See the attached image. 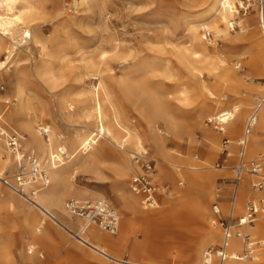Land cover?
Here are the masks:
<instances>
[{
	"label": "rangeland",
	"instance_id": "1",
	"mask_svg": "<svg viewBox=\"0 0 264 264\" xmlns=\"http://www.w3.org/2000/svg\"><path fill=\"white\" fill-rule=\"evenodd\" d=\"M233 1L237 2V0ZM32 4L35 15L28 24L33 37L29 42L14 49V59L0 71V112L7 107L4 100L9 99L10 104L4 114V120L10 126L20 132H26L21 127L20 121L13 117L15 112L20 113L21 117L33 119L35 130L39 129L40 125L50 126V136L56 142L55 149L58 144L60 146L67 144L69 148L68 140L74 138L76 133L88 134L97 131V120L90 113V107L81 102L80 96V93L86 91L90 85V76L78 77V75L85 72L82 60L84 55H91L92 52L96 53L100 49L109 51L115 43L113 38H116L126 51L136 53L143 59L139 63L143 68L140 67L139 74L126 75L125 69L134 58L128 61L110 59L108 67L112 70L113 77L111 79L105 77L104 82L111 93V101L120 111L121 123L129 128L135 125L139 129L144 142L143 148L148 149L151 156L156 159L157 176L161 168L174 173V179L162 178L158 184L169 186L175 194L178 190H184L188 185L187 178L181 177L169 161L173 162L174 157L189 158L197 167L202 168L199 171L210 172L215 178L214 199L209 204L210 212L218 195L222 197V194H225L224 190H227L226 196L229 199L234 176L232 167L237 158L233 154L222 168H216V164H222L224 159L221 153L222 135H219L206 121L220 111L215 109L201 111L200 102L202 98H210L209 91L214 93L215 100L222 98L221 100L229 103L234 102L240 93L248 96L251 107L253 105L254 108L256 103L254 96L264 91V68L261 70L251 63L252 42L263 39L262 30L258 25L254 28L256 30L254 38L235 30L230 36L232 42L218 37L213 42L216 43V47H210L212 53L226 59L240 75L239 81L234 84L235 90L230 85H224L222 79L208 70H204L203 75L200 76L194 74L184 63H182V71L173 68L172 63H169L167 69L171 71L165 73L166 63L177 62L174 45L188 43L187 20L205 11L201 9L202 6L195 8L198 4L197 0H89L88 4L77 5L74 0H32ZM106 12H109L106 14L110 16L109 19L100 15ZM68 14L75 18L73 23L69 22ZM256 15L252 23L259 20L258 14ZM236 18L244 17L234 13V21ZM104 20L108 22V29L103 24ZM198 32L203 36L205 34L202 28ZM1 39L4 46L12 48L10 41L0 37ZM204 40L208 42L206 38ZM42 45H45V50H42ZM0 55L1 60L7 56L4 52ZM237 61L241 65L236 68L234 63ZM244 76L248 79H243ZM180 77H183V84H178ZM249 78H253L254 82ZM202 80L206 88L201 87ZM127 81L133 85L142 81L147 89H145L146 93L143 94L134 87V90L129 92L131 99L127 100L125 93ZM19 86L27 92L21 111L18 109L17 99ZM150 97H155L165 105L166 112L184 122L178 128L180 133L177 139L173 133L165 137L164 148L169 157L167 160H162L163 162L160 161L153 142L145 133L147 124L141 120V110L135 109L130 103L134 100L140 105H148ZM68 103H72L74 107L72 111L69 110ZM155 123L156 126L152 128L155 132L158 128L164 130L167 126L162 113L157 115ZM244 125L245 122L242 123L237 135L232 136L227 132L232 139V153L237 151V141L243 133ZM206 130L218 136L212 154H209L205 147V144L210 142ZM59 133L63 135V139L58 137ZM98 142L99 145L91 150V154L80 158L77 156L63 166L65 181L56 188L57 197L63 204L70 198L94 201L106 199L121 216L120 225L115 234L105 232L99 227L98 229L114 239L123 236L118 249L126 258L133 255L137 257L160 255L161 259L169 263L188 264L184 255L192 244L194 230L191 228V222L186 227L177 219L169 226L158 221L147 224L145 217L167 212L169 207L162 196L160 207L151 209L143 207L139 196L138 203L141 210L140 213L133 214L124 208L123 201L119 199V195H123L128 201L131 200L130 154L141 148L138 149L129 141L121 148L117 142H109L104 137H100ZM23 145L28 149L25 142ZM178 153L182 156H178ZM36 154L43 157L47 155L39 151H36ZM119 155L123 157L128 169L127 175L121 181H118L115 173ZM13 170L11 158L5 172ZM50 180L51 184L46 187L47 189L45 188L46 190L54 184L52 178ZM180 182H183V185H180ZM250 200H252L250 197L241 200L237 214L243 212L244 206ZM50 212L54 215L58 213L54 209H50ZM219 217L216 215L217 222ZM43 220L46 221L44 225L50 227L55 234L45 242H42V238L47 228L43 227ZM127 221L129 228L123 235L121 227L123 222ZM249 231L255 238L264 237V234L258 235L256 229ZM0 236L5 253L9 254L13 264H30L29 261H35V264H86V261L91 264H114L99 254H95L97 258H87L86 252L90 250L77 246L74 238L55 225L38 208L21 199L1 183ZM219 238L220 231H216V239L207 243L205 248L218 244ZM32 244L36 245L35 254L28 253V247ZM38 253H44V258ZM9 261V259L4 261V264H11Z\"/></svg>",
	"mask_w": 264,
	"mask_h": 264
},
{
	"label": "bare ground",
	"instance_id": "2",
	"mask_svg": "<svg viewBox=\"0 0 264 264\" xmlns=\"http://www.w3.org/2000/svg\"><path fill=\"white\" fill-rule=\"evenodd\" d=\"M75 5L77 4H88L89 0H74ZM198 4L195 8L205 9L202 14L195 16L187 20L186 29L189 32L188 43L187 44H175L174 45V55L177 58L176 61H171L166 63L164 69H167V65L172 63V67L178 71H182V63H184L188 68H191V71L194 74L203 75L204 70H208L210 73L215 74L218 78L222 79L224 85H230L231 88L236 90L234 84L239 81L240 75L236 70L231 67L226 59L222 58L219 54L212 53L210 47L215 48L216 43L214 42L215 38L222 37L228 42H232L230 38L232 34L231 26L234 23V1L233 0H197ZM109 12L100 13L102 16H106L109 19L110 16H107ZM257 13H251L244 17L243 19L237 20L240 24V28L236 29V32H242L244 35L254 38L256 35V30L254 29L256 25L259 26V20L252 23V19L256 17ZM35 15V8L33 7L32 0H0V37L7 39L12 44V48L4 46L2 39L0 40V54L2 52L6 53V58L1 60L0 55V71L5 68L9 63L14 59V49L20 46L23 43H27L32 39V30L29 27V22L32 20ZM69 22H74L75 18L72 15H69ZM103 24L106 29H108L107 20L103 21ZM202 28L203 31H210L213 33V38H208V42L204 40L205 36L201 35L198 30ZM115 43L112 45L111 49L108 51L106 49H100L96 53L91 55H84L82 60L84 61V70L81 76H90L91 83L88 86L86 91H82L80 96L82 97L81 102L84 105L90 107V113L97 120V133H101L109 142H117L121 148L129 141L133 143L138 149L144 147V142L140 135L139 129L134 125L132 127H127L121 123L120 120V111L111 101V93L106 87L104 82L105 77H113L111 74V69L108 67V62L110 59H123L124 61L134 58L133 62L127 66L125 69L126 75L139 74L140 69L139 63L143 61L141 57H138L136 53L126 51V49L117 42L116 38H113ZM211 44V45H210ZM252 59L251 63L254 66L259 67L261 70L264 68V39L258 42H252ZM45 45H42V50H45ZM240 63H234V67H240ZM143 68V67H141ZM170 72L171 70H165V73ZM48 73L50 70L47 71ZM243 79H248L246 76L242 77ZM251 82H254L253 78H249ZM142 80V79H141ZM134 81V80H133ZM125 93L127 100L131 99L129 92L134 90L133 88H138V90L145 94L146 87L144 83H138L133 85L130 81H127ZM178 84H183V77H180ZM201 87L206 88L207 86L202 80ZM147 90V89H146ZM27 92L24 91L22 86H19L18 93V109L21 111L24 107L25 97ZM209 97L202 98L201 111H210L212 109L218 110L220 112L229 113L231 116L230 120L226 125V132L230 135H237L242 127V123L245 122L247 118L251 115L253 111V105L251 107V102L246 94H238L234 102H227L221 100H215L216 96L213 92L209 91ZM151 96V95H150ZM176 98V97H175ZM174 99V97H173ZM179 100V98H176ZM131 105L135 109L141 110L142 119L147 124L146 135L153 142L154 148L159 156L161 162L162 160H167L169 155L167 154L164 148L165 137L170 136L172 133L177 139L179 136L178 133L179 126L181 123H184L182 119L175 118L172 114L166 112L165 105H162L155 97H150L148 105H140L137 101L131 100ZM182 103V102H181ZM184 104V102H183ZM69 110H73L74 107L72 103L67 104ZM178 107V106H177ZM3 112V111H2ZM0 112V113H2ZM219 112V113H220ZM94 113V114H93ZM163 114L164 120L167 123V126L164 130L158 128L157 132L154 131V126H156L155 120L158 114ZM218 113V114H219ZM6 114V112H5ZM13 117L20 121L21 127L25 129V143L27 148L34 152L47 153L48 157L56 147L55 140L52 137H49V140L42 138L39 134V129L35 130L33 127L34 120L27 119V117H21L20 113L15 112ZM91 131L86 134L84 132L76 133V136L71 140H68L69 148L67 144L61 145L66 148L67 151L74 155L73 158L79 156L80 158L83 155H89L92 153L91 150H94L96 145H99V138L94 139V145L91 146V149L88 151L85 148L84 141L94 133ZM123 132V134H121ZM205 133L209 136L210 142L208 141L205 144L209 154H212L215 151V141L218 136L211 131L206 130ZM121 135V136H120ZM62 134H58V137H61ZM57 137V138H58ZM247 145L245 148V159L248 162L253 157H256L257 154L264 152V108L259 110L256 114V125L254 131L246 137ZM239 140V139H238ZM60 144L57 145L59 148ZM56 148V149H57ZM237 151L232 153L236 155ZM182 156V154H177ZM118 156V155H117ZM41 160L45 161L46 157L42 155L39 156ZM169 163L177 171V173L183 177L187 178L188 185L184 190H178L176 194L170 192L168 195L162 196L166 200L167 206L169 207L166 213H161L157 215L145 217V222L151 224L152 222H161L167 226L171 225L173 221L180 220L181 224L186 227V225L191 222V228H193L192 234V244L188 247V251L184 255V259L188 264H204V253L206 244L212 242L216 239V231H220L221 240L222 231L219 228L216 215L209 210V204L212 199H214V183L215 178L210 172L199 171L200 167H197L192 159H182L180 157H174ZM118 163L115 166V173L117 175L118 181H121L123 177L127 175L128 169L126 162L123 160V157L119 155L117 158ZM11 162V156L7 150L6 145H3L0 142V177L5 174V169ZM68 163V162H67ZM67 163H64L59 166H49V180L52 178L54 181L53 186L46 190L50 184L44 189L39 196L36 198L39 205L46 210L50 209L57 210L56 216L59 222L55 223L60 229H63L65 233L69 234L72 238L75 239L77 246L87 248L92 251H85L87 258L93 257L97 258L95 254H99L104 257L106 260L111 261L114 264H175L173 262H167L165 259H161L160 255L150 256V257H137L133 255L129 258H126L123 255V252L119 251L118 247L123 241V236L118 238H113L112 236L101 232L98 229V226H88L84 228L83 222L81 220H73L64 208V204L57 197L56 188L60 186L65 180L62 173L63 166ZM223 173V172H222ZM221 173V174H222ZM174 173L171 171H166L164 168H161L160 174L157 176L155 174V181L159 188H162L158 181L160 179H174ZM255 177L249 174H244L241 179L240 186L237 190V198L235 203V211L238 212L240 207V202L246 197L252 198L254 201H258L260 197H264L263 191H255L250 186L251 181ZM131 200H127L125 196L119 195V199L123 201L124 208L127 209L131 214L140 213V206L138 203V197L134 193H131ZM82 195L81 193L79 194ZM83 199V198H80ZM217 201V199H215ZM160 207V205H159ZM223 210H226V202L221 203ZM46 223V221H45ZM46 231L43 234L42 242L50 237H53L55 234L53 230L44 225ZM129 228V221L123 222L121 227V233L124 235ZM249 230L256 229L258 235L264 234V215H259L255 224L248 228ZM251 233V232H250ZM252 235V234H251ZM253 236V235H252ZM1 237V236H0ZM254 237V236H253ZM255 238V237H254ZM256 240H264V237L255 238ZM3 243L0 241V264H4V261L11 262L12 259L9 257V254L5 253ZM36 248V245L32 244L28 249ZM230 248H233L232 252L237 253L240 250V241L233 237L230 240ZM159 254V253H157ZM202 255V257H201ZM30 264H35V261H29ZM86 264H91L89 261L85 262ZM264 264V257H260L256 260H233L230 259L228 264ZM45 264V263H44Z\"/></svg>",
	"mask_w": 264,
	"mask_h": 264
},
{
	"label": "built area",
	"instance_id": "3",
	"mask_svg": "<svg viewBox=\"0 0 264 264\" xmlns=\"http://www.w3.org/2000/svg\"><path fill=\"white\" fill-rule=\"evenodd\" d=\"M253 10V11H252ZM257 13L259 18V27L262 30L264 39V0H237L234 6V13L237 16L246 17L251 13ZM243 19V18H242ZM238 18L235 19L231 30L235 31L240 28ZM205 38H213L210 31H204ZM255 106L251 115L247 118L243 128V133L237 141V158L232 167L233 178L231 181V196L228 199V212L224 214L220 208L222 201L221 195H218L217 201L212 204V211L219 215L218 225L222 231L220 243L207 247L204 253V264H228L230 259L233 260H256L264 257V240H256L250 233L249 229L257 221L259 215H264V197H260L258 201L250 200L246 203L241 214L235 211V203L237 198V190L244 174L255 177L251 182V187L255 191L264 190V153L257 154L248 162L245 159V148L248 137L255 129L256 114L264 108V91L256 93L254 96ZM7 105L5 110L0 113V142L6 145L7 150L12 158L14 170L5 172L0 177V183L9 188L13 193L21 199L38 208L41 213L50 218L53 222H59L50 211L41 207L37 201V197L49 184V169L51 166H59L73 159L74 155L66 150L63 146L55 149L45 161L41 160L36 152L26 149L24 144L25 135L15 127L10 126L4 120V114L10 104L9 99L4 100ZM231 115L226 112H220L207 119L213 129L222 135L221 153L224 155L223 163H217L216 168H222L225 162H229L232 146V139L226 132V125ZM51 128L47 125H40L39 134L49 140ZM95 131L85 141L86 151L93 146L94 139L102 137L101 133ZM63 139V135L59 137ZM130 165L132 169L129 188L131 193L141 197V203L145 209L156 208L161 204V196L168 195L171 190L169 186L159 188L155 181L157 162L148 149L132 151L130 154ZM50 166V167H49ZM183 185V182H180ZM64 208L68 215L75 221L81 220L85 227L94 225L101 230L115 234L119 228L121 216L116 209L106 199H76L70 198L65 201ZM45 223V220H43ZM41 229V228H39ZM235 237L240 241V250L233 253L230 248V240ZM28 253L35 254V250L28 249ZM44 258V253H38Z\"/></svg>",
	"mask_w": 264,
	"mask_h": 264
},
{
	"label": "crops",
	"instance_id": "4",
	"mask_svg": "<svg viewBox=\"0 0 264 264\" xmlns=\"http://www.w3.org/2000/svg\"><path fill=\"white\" fill-rule=\"evenodd\" d=\"M236 146H237V145H236ZM237 150H238V147H237ZM234 164H235V163H234ZM224 193H225V194H222V195H223V196L225 195V196H224V197L222 196V201L220 202V208H221V211H222L224 214H226V213L228 212L227 210H228V205H229V204H228V199H227L228 197L226 196V194H228L227 190H224ZM223 202H226V210H223L222 207H221V203H223Z\"/></svg>",
	"mask_w": 264,
	"mask_h": 264
}]
</instances>
